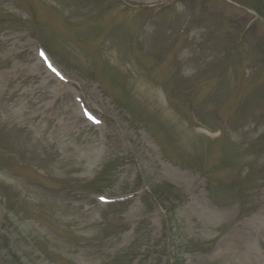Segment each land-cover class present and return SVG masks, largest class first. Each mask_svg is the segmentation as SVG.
<instances>
[{
    "label": "rangeland",
    "instance_id": "374dc122",
    "mask_svg": "<svg viewBox=\"0 0 264 264\" xmlns=\"http://www.w3.org/2000/svg\"><path fill=\"white\" fill-rule=\"evenodd\" d=\"M169 1L0 0V264H264V0Z\"/></svg>",
    "mask_w": 264,
    "mask_h": 264
},
{
    "label": "bare ground",
    "instance_id": "6f19581e",
    "mask_svg": "<svg viewBox=\"0 0 264 264\" xmlns=\"http://www.w3.org/2000/svg\"><path fill=\"white\" fill-rule=\"evenodd\" d=\"M41 65H42V64H39V63H38V67H39V68H41ZM71 85H74V82L70 83L69 86H67V85L62 86V85H61L60 87H61V89H62L63 91H67V90H70V86H71ZM73 96L75 97V100H76V102L78 103V105L81 107V105H80L81 103L79 102V98H78V96L76 95V93L73 92Z\"/></svg>",
    "mask_w": 264,
    "mask_h": 264
}]
</instances>
